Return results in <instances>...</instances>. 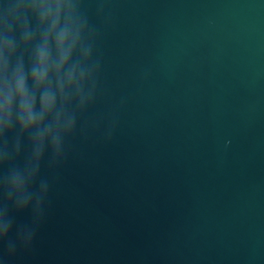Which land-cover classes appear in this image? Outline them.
I'll return each instance as SVG.
<instances>
[{
	"label": "water",
	"instance_id": "obj_1",
	"mask_svg": "<svg viewBox=\"0 0 264 264\" xmlns=\"http://www.w3.org/2000/svg\"><path fill=\"white\" fill-rule=\"evenodd\" d=\"M105 2L115 131L73 139L5 264H264V0Z\"/></svg>",
	"mask_w": 264,
	"mask_h": 264
},
{
	"label": "clouds",
	"instance_id": "obj_2",
	"mask_svg": "<svg viewBox=\"0 0 264 264\" xmlns=\"http://www.w3.org/2000/svg\"><path fill=\"white\" fill-rule=\"evenodd\" d=\"M88 7L0 0V264L31 246L73 139L99 130L109 140L115 131V110L89 118L105 95L98 46L111 15L105 0L94 15ZM23 213L30 222L16 225Z\"/></svg>",
	"mask_w": 264,
	"mask_h": 264
}]
</instances>
